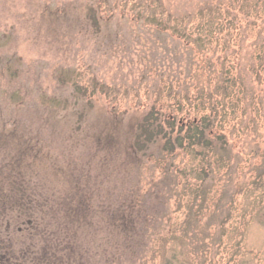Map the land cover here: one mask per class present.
Returning <instances> with one entry per match:
<instances>
[{"label":"rangeland","instance_id":"374dc122","mask_svg":"<svg viewBox=\"0 0 264 264\" xmlns=\"http://www.w3.org/2000/svg\"><path fill=\"white\" fill-rule=\"evenodd\" d=\"M138 1L0 0V264H264V82L251 70L264 0L244 6L250 38L237 58L261 104L216 128L229 161L211 187L197 153L135 149L161 90L185 100L191 76L206 83L181 42L132 21Z\"/></svg>","mask_w":264,"mask_h":264},{"label":"trees","instance_id":"16d2710c","mask_svg":"<svg viewBox=\"0 0 264 264\" xmlns=\"http://www.w3.org/2000/svg\"><path fill=\"white\" fill-rule=\"evenodd\" d=\"M161 1L139 0L136 6L131 8L132 21L144 23L145 26L157 24L161 27V32L168 33L181 42L194 56L193 66L195 65L198 74L206 76V83L202 85L198 82L199 76H191L184 84L192 88L191 93L187 92L185 100L181 98V92L175 93L172 86H168L166 91L161 90L155 104L138 125L135 149L139 153H145L151 146L162 142V153L168 157L176 156L180 152H195L205 164L201 169L204 177L200 184L206 185L208 179L206 186L211 187L212 184H209L213 183L216 177L215 169H222L229 161L228 156L223 160L220 153V150L225 149L226 136L216 132V128H222L235 121L240 107L259 101L253 92L252 96L249 95L237 61V58H242L244 45L250 38L249 28L245 30L242 27L241 15L247 0H209L203 2L195 11L182 16H175L171 10L159 12ZM156 3L157 8H154ZM127 5L128 2H125L124 8ZM164 13L168 14L166 20L162 19ZM263 14L264 12L259 15L257 6L254 10L255 17L264 20ZM91 20L94 24L98 22L94 12ZM256 49L258 64L251 70L256 84H262L264 44ZM201 86L208 90H202ZM165 99L174 101L169 103L170 112L167 114L161 105ZM259 102L258 104H261V101ZM184 112L185 115H181ZM213 137L223 141L219 149L212 141ZM128 239L124 236L125 241Z\"/></svg>","mask_w":264,"mask_h":264}]
</instances>
